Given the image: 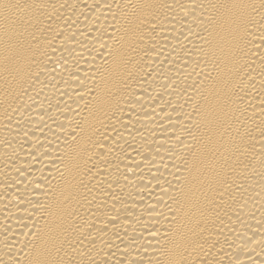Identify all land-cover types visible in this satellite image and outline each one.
<instances>
[{
  "label": "bare ground",
  "instance_id": "1",
  "mask_svg": "<svg viewBox=\"0 0 264 264\" xmlns=\"http://www.w3.org/2000/svg\"><path fill=\"white\" fill-rule=\"evenodd\" d=\"M0 264H264V0H0Z\"/></svg>",
  "mask_w": 264,
  "mask_h": 264
}]
</instances>
